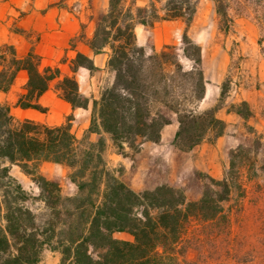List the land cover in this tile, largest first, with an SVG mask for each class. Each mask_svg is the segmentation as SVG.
<instances>
[{"label":"trees","instance_id":"trees-1","mask_svg":"<svg viewBox=\"0 0 264 264\" xmlns=\"http://www.w3.org/2000/svg\"><path fill=\"white\" fill-rule=\"evenodd\" d=\"M213 2L227 31L233 22L230 0ZM198 4L199 0H150L141 6L137 0H109L88 41L95 54L110 50L108 67L115 76L97 99L81 93L74 75L62 76L58 66L44 65L33 50L22 59L13 46L0 50V92H9L21 71L27 74L15 107L46 112L40 99L53 89L73 110L90 108L86 134L99 135L96 143L80 139L73 132L74 114L59 125H48L17 119L11 106L0 102V163L17 165L32 177L45 211L41 222L27 205L29 194L9 167L0 164V264H39L47 247L61 254L59 264H264L263 247L246 249L248 236H231L234 213L226 208L239 191L235 216L243 218L247 212L249 192L236 162H250L243 145L231 151L224 177H208L201 198L194 201L169 185L136 192L108 170L103 158L105 134L120 151L137 152L146 142L160 143L162 130L172 123L168 113L178 122L173 146L180 151L190 152L209 137L216 140L225 134L227 124L216 113L230 81L223 82L217 106L199 108L207 83L203 51L188 33ZM178 20L186 24L180 52L173 45L156 50L138 43L137 25ZM79 67L96 70L81 53L72 71ZM230 110L244 119L252 115L246 102ZM260 147L255 143L254 154ZM43 161L75 169L70 176L78 188L75 196H63L57 182L39 174ZM255 195V205L264 201L263 185H256ZM258 212L264 214V209ZM123 232L133 240L115 238ZM257 241L264 243L263 233Z\"/></svg>","mask_w":264,"mask_h":264},{"label":"rangeland","instance_id":"rangeland-1","mask_svg":"<svg viewBox=\"0 0 264 264\" xmlns=\"http://www.w3.org/2000/svg\"><path fill=\"white\" fill-rule=\"evenodd\" d=\"M81 4L82 9L88 13L93 9L92 0H84ZM228 13L233 22L229 29L225 31L221 26L213 0H199L198 10L188 33L202 47L204 73L205 71L213 72L217 67L218 57L215 50L217 48H224L226 36L231 32L234 21L240 18H248L254 21L259 27V41L262 40L260 47L264 57V0H230ZM142 28L143 26H138V35L142 46L146 48L154 47L156 50H161L165 45H173L176 47V51L180 52L181 37L186 28V24L183 21H161L155 24L154 27L146 26L145 29ZM155 43L157 48L155 47ZM229 45H231L230 54L233 58L231 70L239 73L240 59L236 54V42L229 43ZM25 82L26 77H19L9 92H0V102L9 104L12 108L13 115L17 119L27 118L48 125H59L66 120L67 116L74 114L66 113L60 102L55 103L49 101L46 104L41 103L47 108L46 112L34 109L22 110L21 108L15 107L18 94L23 92ZM52 92L56 93L54 90ZM223 103L220 104V107ZM168 115L175 120V115L171 113H168ZM74 116L75 120L72 125L73 132L80 139L86 137L87 141L96 143L99 140V136H91L90 134H83L82 132L90 122V111L82 109L76 115L74 114ZM241 128L245 130L244 135L247 136L245 139L246 144L240 145H243L249 150L247 154L250 162L240 159L236 162L242 174V182L249 193L245 200L247 212L243 218L237 219L235 216L238 203L241 200L239 191H236L232 200L226 204V208L234 213L232 215L233 226L231 236H248V241L244 244L246 249L264 248V243L261 244L257 241L258 237L262 233L264 234V214L258 212L259 208L264 209V201L260 202L259 205H255L257 202L255 187L257 184L264 186V177L261 176V166L264 165V144L261 143V137L246 123L241 124ZM104 138L106 140V150L103 153V158L108 170L112 171L132 190L141 192L154 189L160 185H169L181 189L189 201L201 198L204 186L209 181L208 177L217 180L224 177L230 166L231 151L239 146L230 150L226 156L227 165L224 166L223 170L217 171V168L213 167L212 162L208 160L209 154L215 153V150L208 149V146L215 144V140L212 137L206 139L200 146L195 147L190 152H183L176 149L173 146L174 139L166 140L164 143L158 144L148 143L142 145L137 152H134L129 148L120 151L113 145L110 136L104 135ZM258 141L261 143V147L259 152L254 154L255 143ZM204 146H207L206 149H203ZM0 164L9 167L10 175L22 185L30 196L27 202L28 207L43 222L45 220L44 205L37 200L39 188L32 177L17 165H10L8 163ZM74 171L75 169L72 167L48 161L40 162L38 165L39 174L48 180L57 182L61 186L62 194L65 197H72L77 194L78 188L70 179ZM221 225H224V223L221 222ZM114 236L117 239L133 240L132 235L126 232L125 234H115ZM45 250L50 249L47 247Z\"/></svg>","mask_w":264,"mask_h":264},{"label":"crops","instance_id":"crops-1","mask_svg":"<svg viewBox=\"0 0 264 264\" xmlns=\"http://www.w3.org/2000/svg\"><path fill=\"white\" fill-rule=\"evenodd\" d=\"M149 1L137 0V4L144 6ZM83 2L84 0H0V50L7 45L13 46L20 59L33 50L42 58L44 65L58 66L62 76L74 75L81 93L97 99L101 91L113 83L115 76L108 67L110 50L106 48L103 53L95 54L88 41L94 36L97 16L107 11L109 0H92L93 9L89 13L82 9ZM139 25L135 31L138 42L142 45L138 35ZM259 32L254 21L248 18L235 20L231 32L226 36L224 48L215 50L217 67L213 72L205 71L206 92L199 105L200 110L215 107L219 103L223 82L227 79L230 81L229 92L216 113L219 119L226 122V132L215 140V144L208 146V149L215 150V153L209 154L208 160L217 171L223 170L227 165L226 156L231 149L246 144L247 135H244L245 130L241 128V124L250 126L264 144V57L259 44ZM234 41L236 54L240 59L239 73L231 70L233 58L229 43ZM78 53L91 59L96 70L91 72L85 67H79L73 72V61ZM22 76L26 77L27 82L26 72L21 71L15 83ZM52 90L41 97L42 104L49 101L60 102L66 113L75 115L83 109L73 110L68 102L59 98ZM241 102H246L252 112L247 119L230 110L232 105ZM83 110L90 111L91 114L90 108ZM170 119L172 123L162 130L160 143L174 139L178 130L176 117L175 120ZM89 126L90 122L82 130L83 134L87 133ZM90 135L99 136L95 133ZM148 143L151 142L143 145ZM60 258L59 252L45 250L39 264H59Z\"/></svg>","mask_w":264,"mask_h":264}]
</instances>
